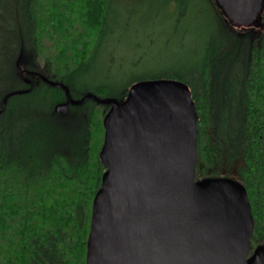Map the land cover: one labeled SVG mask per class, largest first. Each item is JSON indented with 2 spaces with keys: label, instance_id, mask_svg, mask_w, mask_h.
Wrapping results in <instances>:
<instances>
[{
  "label": "trees",
  "instance_id": "trees-1",
  "mask_svg": "<svg viewBox=\"0 0 264 264\" xmlns=\"http://www.w3.org/2000/svg\"><path fill=\"white\" fill-rule=\"evenodd\" d=\"M114 4L0 0V264H85L92 202L106 169L99 152L109 106L87 100L60 114L63 90L22 78L23 71L65 85L74 100L91 94L123 101L145 80L185 83L198 117L196 180L237 174L253 219L251 255L264 246V10L261 30L228 31L217 5L224 28L196 27L204 38L197 35L189 57L175 56L173 73H133L124 82L127 70L112 57L120 45L110 27ZM158 4L186 33L181 18L200 14L198 0ZM79 87L87 89L81 97Z\"/></svg>",
  "mask_w": 264,
  "mask_h": 264
},
{
  "label": "water",
  "instance_id": "water-1",
  "mask_svg": "<svg viewBox=\"0 0 264 264\" xmlns=\"http://www.w3.org/2000/svg\"><path fill=\"white\" fill-rule=\"evenodd\" d=\"M215 2L234 26L262 20L264 0ZM24 74L63 90L58 113L87 100L109 106L99 152L106 169L92 202L85 264H264V246L249 255L253 219L244 187L231 178L196 180L198 117L185 83L145 80L123 101L74 100L65 85Z\"/></svg>",
  "mask_w": 264,
  "mask_h": 264
},
{
  "label": "rangeland",
  "instance_id": "rangeland-1",
  "mask_svg": "<svg viewBox=\"0 0 264 264\" xmlns=\"http://www.w3.org/2000/svg\"><path fill=\"white\" fill-rule=\"evenodd\" d=\"M160 1L116 0V4L113 5V9L118 12L113 13L110 27L120 36L118 39L120 45L112 57L117 59L116 63L120 64L123 70H127V72L124 70L125 73L121 78L124 82L129 80L133 73L139 74V76L141 74L151 76L173 73L174 68H176L175 56L179 59L183 55L186 57L192 55L193 50L191 49L197 35L204 38V35L198 33L195 28L197 27L201 31L206 22L215 23L214 27L219 28V30L224 28V23L228 26V31L230 28L235 30L249 28L234 26L221 12L223 23L218 7L212 0H198L199 17L184 16L181 18L180 26L190 28L186 33V30L177 27L175 16L167 18L165 10L164 12L162 10L156 11ZM262 27V20H258L253 25L256 30H261ZM133 33L136 35H132ZM182 33L186 34L185 41L181 38ZM181 44H185V47L183 50H178ZM180 51H185L187 54ZM136 62L139 66L137 70L135 68L129 69ZM85 91L87 89L79 87L75 94L81 97ZM230 175L232 179L238 178L234 171Z\"/></svg>",
  "mask_w": 264,
  "mask_h": 264
},
{
  "label": "flooded vegetation",
  "instance_id": "flooded-vegetation-1",
  "mask_svg": "<svg viewBox=\"0 0 264 264\" xmlns=\"http://www.w3.org/2000/svg\"><path fill=\"white\" fill-rule=\"evenodd\" d=\"M172 7H173V4H172ZM25 80H29V79L26 78Z\"/></svg>",
  "mask_w": 264,
  "mask_h": 264
}]
</instances>
